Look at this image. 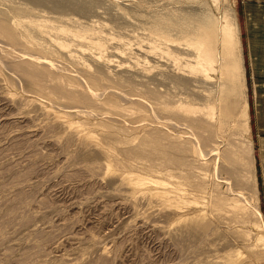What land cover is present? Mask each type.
Returning a JSON list of instances; mask_svg holds the SVG:
<instances>
[{"label": "rangeland", "instance_id": "rangeland-1", "mask_svg": "<svg viewBox=\"0 0 264 264\" xmlns=\"http://www.w3.org/2000/svg\"><path fill=\"white\" fill-rule=\"evenodd\" d=\"M1 25L0 264H264L237 0H0Z\"/></svg>", "mask_w": 264, "mask_h": 264}, {"label": "crops", "instance_id": "crops-1", "mask_svg": "<svg viewBox=\"0 0 264 264\" xmlns=\"http://www.w3.org/2000/svg\"><path fill=\"white\" fill-rule=\"evenodd\" d=\"M237 5L241 40L238 31L237 44L234 39L236 52L231 53L230 58V67L234 68V72L230 70V74L234 75L239 67L236 83L246 90L245 99L249 108L252 140L250 149L253 142V155L259 169V184L264 195V0H237ZM193 57L196 59L198 56L193 54ZM211 60L209 63L212 65L214 59ZM207 75L212 78L208 69ZM241 92L242 88L239 89V93ZM262 204L264 205V201Z\"/></svg>", "mask_w": 264, "mask_h": 264}, {"label": "bare ground", "instance_id": "bare-ground-1", "mask_svg": "<svg viewBox=\"0 0 264 264\" xmlns=\"http://www.w3.org/2000/svg\"><path fill=\"white\" fill-rule=\"evenodd\" d=\"M4 25V24H3ZM19 31V30H18ZM16 34H13V35H11V32H9V30L8 29H6V27H4V26H2L1 25V27H0V38H1V36H5L6 38H7V43H8V41L9 42H11V38L10 37H12V36H15ZM17 36H19V35H17ZM16 36V37H17ZM9 37V38H8ZM3 38V37H2ZM14 38V37H13ZM2 41V39H0V42ZM3 42V41H2ZM192 42V41H191ZM7 47V46H6ZM8 49V48H7ZM196 54H197V56L199 57V54H200V52H196ZM39 57V56H38ZM197 57V58H198ZM18 58L19 59H21V60H25V61H35V59H37V60H40L41 62H43L44 64H42L41 62H40V64H42L43 65V67L44 68H47V71L50 69V67L52 66L48 61H44V60H42V59H40V58H37V57H35V56H33V54H31V53H28V54H26L25 52L24 53H21V54H19V56H18ZM43 58V57H42ZM27 59V60H26ZM211 64V63H210ZM236 65H237V63H236ZM235 65V66H236ZM34 66H36V65H34ZM39 66V65H38ZM57 66H59V65H57ZM41 68L42 70L44 69V68ZM238 67V66H237ZM38 69V68H37ZM56 69V68H55ZM54 69V67H53V70H55ZM239 69V67L238 68H236V71H235V73H234V75H236V77L238 76L237 74H238V70ZM45 70V69H44ZM39 71H40V69H39ZM65 71V70H64ZM35 72V71H34ZM40 72H42V71H40ZM49 72H50V70H49ZM52 72V71H51ZM33 73V72H32ZM45 74V73H44ZM54 74V73H53ZM42 75H43V73H42ZM46 75H48V74H46ZM208 75H210V74H208ZM38 76H40V74L38 75ZM44 76V75H43ZM45 77V76H44ZM43 77V78H44ZM48 77H49V75H48ZM40 78V77H39ZM42 78V77H41ZM42 78V79H43ZM46 78V77H45ZM42 79H40V80H42ZM48 79H50V78H48ZM58 79H60L59 78V76H54L53 77V79H52V82L53 81H55V80H58ZM61 80V79H60ZM239 80V79H238ZM50 81H51V79H50ZM57 82V81H56ZM58 82H59V80H58ZM57 82V83H58ZM61 82V81H60ZM239 82V81H238ZM40 83V82H39ZM45 83H46V81H45ZM55 83V82H54ZM61 83H63V82H61ZM68 86V84H63V86L64 87H62L64 90L65 89H67V88H65V87H67ZM240 85V84H239ZM49 86H51V85H49ZM48 86V87H49ZM57 86V85H56ZM58 86H59V84H58ZM52 87V86H51ZM60 87V86H59ZM69 87V86H68ZM54 88V87H53ZM50 89V88H49ZM69 89V88H68ZM84 89V88H83ZM240 89V88H239ZM89 91V90H88ZM90 91H92V90H90ZM61 92V91H60ZM69 92H70V90H69ZM92 93V92H91ZM109 94H112L113 96H117L118 95V93L116 92V91H114V90H111L110 91V93ZM96 95V94H95ZM111 95V96H112ZM241 119H242V121H243V123L245 124V126H246V128H247V130H248V133L250 134V122H249V108H248V103H247V100H245L244 101V103L242 104V106H241Z\"/></svg>", "mask_w": 264, "mask_h": 264}]
</instances>
